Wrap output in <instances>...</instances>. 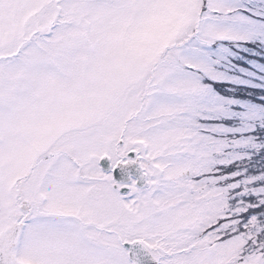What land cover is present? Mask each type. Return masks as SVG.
Wrapping results in <instances>:
<instances>
[{
    "label": "snow or ice",
    "instance_id": "snow-or-ice-1",
    "mask_svg": "<svg viewBox=\"0 0 264 264\" xmlns=\"http://www.w3.org/2000/svg\"><path fill=\"white\" fill-rule=\"evenodd\" d=\"M0 264H264V0H0Z\"/></svg>",
    "mask_w": 264,
    "mask_h": 264
}]
</instances>
